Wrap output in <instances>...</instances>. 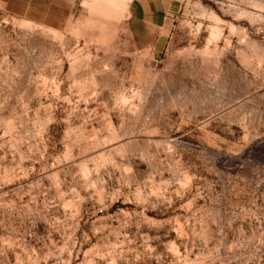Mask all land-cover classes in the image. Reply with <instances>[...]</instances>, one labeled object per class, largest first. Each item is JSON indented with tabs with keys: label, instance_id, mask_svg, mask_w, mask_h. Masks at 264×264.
Returning <instances> with one entry per match:
<instances>
[{
	"label": "rangeland",
	"instance_id": "1",
	"mask_svg": "<svg viewBox=\"0 0 264 264\" xmlns=\"http://www.w3.org/2000/svg\"><path fill=\"white\" fill-rule=\"evenodd\" d=\"M0 264H264V0H0Z\"/></svg>",
	"mask_w": 264,
	"mask_h": 264
}]
</instances>
